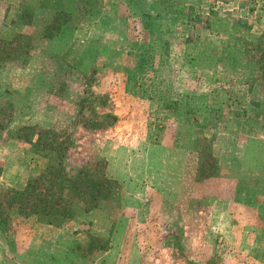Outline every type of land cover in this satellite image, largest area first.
<instances>
[{
    "label": "rangeland",
    "instance_id": "obj_1",
    "mask_svg": "<svg viewBox=\"0 0 264 264\" xmlns=\"http://www.w3.org/2000/svg\"><path fill=\"white\" fill-rule=\"evenodd\" d=\"M141 2L0 0V264H264V0ZM45 129L109 193L58 226L9 201Z\"/></svg>",
    "mask_w": 264,
    "mask_h": 264
},
{
    "label": "trees",
    "instance_id": "obj_2",
    "mask_svg": "<svg viewBox=\"0 0 264 264\" xmlns=\"http://www.w3.org/2000/svg\"><path fill=\"white\" fill-rule=\"evenodd\" d=\"M134 2L139 4L142 12L146 14V21L153 18L150 16L151 13L143 8L147 4H143L141 0H134ZM51 25L52 23L48 25L45 35L50 36L52 34L50 33ZM162 104L164 109L175 107L174 103L163 102ZM104 117L107 119L105 120L107 125L118 119L115 114L107 113ZM29 129L31 127L26 126L19 130ZM45 132L48 133V140L32 143L39 149V154L47 159L44 170L39 175L29 178L22 189L15 190L9 201L19 215L25 217L34 215L46 224L58 226L69 220L74 214V207H72L74 198L82 201L85 204L84 210H87L97 207L99 200L108 198L109 193L100 189L101 183L87 179L82 169L66 171L63 164L66 145L63 142L54 141V133H51L50 130L45 129ZM105 180L110 181L101 178L100 182ZM85 181L93 186V190L84 188ZM1 229L2 226L0 225V245L2 250H5V245L8 246L9 243ZM11 256L14 258L13 254Z\"/></svg>",
    "mask_w": 264,
    "mask_h": 264
},
{
    "label": "crops",
    "instance_id": "obj_3",
    "mask_svg": "<svg viewBox=\"0 0 264 264\" xmlns=\"http://www.w3.org/2000/svg\"><path fill=\"white\" fill-rule=\"evenodd\" d=\"M58 241H55L56 242V244H58V245H56L57 246V248H59V238L57 239ZM58 250V249H57ZM188 253H187V257L186 258H193L194 260L192 261V262H190V261H187L186 260V258H184L185 260L183 261V262H180L179 264H198V251H191V252H189V251H187ZM155 252H153L152 251V254H154ZM161 253H156L155 255H154V262H156V263H159L160 262V264H166L167 263V261L166 260H164L165 259V257H164V255L162 254V256L160 255ZM170 255L173 257V255L170 253ZM169 255V256H170ZM170 256V258H172ZM164 257V258H163ZM163 258V259H162ZM162 259V260H161ZM162 262V263H161ZM172 261L170 260V262L169 263H171ZM178 264V263H177Z\"/></svg>",
    "mask_w": 264,
    "mask_h": 264
}]
</instances>
